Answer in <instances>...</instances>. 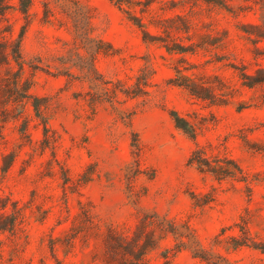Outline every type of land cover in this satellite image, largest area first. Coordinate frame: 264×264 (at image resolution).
I'll list each match as a JSON object with an SVG mask.
<instances>
[{
    "label": "rangeland",
    "instance_id": "rangeland-1",
    "mask_svg": "<svg viewBox=\"0 0 264 264\" xmlns=\"http://www.w3.org/2000/svg\"><path fill=\"white\" fill-rule=\"evenodd\" d=\"M77 1L96 41L76 38L65 15L45 21L43 0L3 22L13 37L23 32L27 96L12 89L16 66L3 68L0 264H109L111 234L132 239L153 213L188 226L219 264H264L260 249L236 247L264 248V0ZM97 44L96 70L118 89L89 103L79 64ZM143 74L145 92L119 91ZM197 148L229 156L242 174L200 171L188 162ZM164 250L168 264H208L171 235L148 264Z\"/></svg>",
    "mask_w": 264,
    "mask_h": 264
},
{
    "label": "trees",
    "instance_id": "trees-1",
    "mask_svg": "<svg viewBox=\"0 0 264 264\" xmlns=\"http://www.w3.org/2000/svg\"><path fill=\"white\" fill-rule=\"evenodd\" d=\"M13 0H0V74L3 68L10 69L16 66V69L11 76L12 89L16 90L21 96L26 97V89L22 93L19 92V81L24 71V58L21 53V40L23 32L17 37H13L11 25L3 22L7 19L8 13L12 10L19 9L23 14L28 15L35 0H16L15 5ZM119 6H133L135 0H112ZM43 18L45 21H50L56 12L65 15L71 20L72 31L76 38L81 41H96L91 37L90 33V16L85 7L77 0H43ZM134 23L142 27L141 20L137 17L133 19ZM150 35L146 30H143V39L148 40ZM98 44L100 41H98ZM95 47H86L87 55L80 60L79 78L88 83L91 91L88 92V102L93 103L97 99L109 98L118 88L111 85L110 81L103 79L98 74L94 59L95 55L101 50L99 45ZM9 72V71H8ZM148 84V74L138 76L134 85L129 89L119 90L126 95L136 96L145 92V87ZM36 110L38 106L34 104ZM171 116L175 126L189 134L195 136V129L177 112L173 111ZM190 164H194L200 171L212 173L218 178L235 177L236 174H242L240 166L229 156H202L200 148L195 149L188 158ZM11 228L15 226V218H13ZM147 229V231H146ZM242 230L245 234L248 233L247 225L243 222ZM145 235L143 241L142 235ZM171 235L175 240V248L190 249L194 256L206 261L208 264H219L209 258L208 252L200 248L194 233L188 226L179 227L173 220L166 216L158 214H146L139 219L138 231L132 239H126L125 236L117 233L111 234V242L109 244L110 262L109 264H148L146 255L149 251L156 247L158 240L161 237ZM159 237V238H158ZM239 246H252L260 249L264 253V248L257 246L254 242L248 243L242 240L236 244ZM168 250L162 252L164 261L160 264H168Z\"/></svg>",
    "mask_w": 264,
    "mask_h": 264
}]
</instances>
